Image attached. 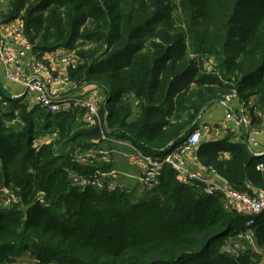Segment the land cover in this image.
I'll return each mask as SVG.
<instances>
[{
  "label": "trees",
  "instance_id": "16d2710c",
  "mask_svg": "<svg viewBox=\"0 0 264 264\" xmlns=\"http://www.w3.org/2000/svg\"><path fill=\"white\" fill-rule=\"evenodd\" d=\"M14 20L38 58L74 51L67 80L103 98L99 125L84 123L83 110L29 109L0 90V108L11 107L0 110V200L3 190L12 196L0 201V264L27 256L37 264H260L264 211L252 226L261 252L245 243L232 253L224 247L247 216L224 209L220 193L181 182L169 165L142 191L79 190L69 171L111 169L74 160L105 145L101 133L162 157L232 90L253 124L264 125V0H9L0 22ZM202 55L215 56V66L206 69ZM45 132L54 139L34 146ZM196 155L238 191L264 184L255 169L264 156L240 142H202Z\"/></svg>",
  "mask_w": 264,
  "mask_h": 264
},
{
  "label": "built area",
  "instance_id": "2783aa9c",
  "mask_svg": "<svg viewBox=\"0 0 264 264\" xmlns=\"http://www.w3.org/2000/svg\"><path fill=\"white\" fill-rule=\"evenodd\" d=\"M15 37L21 42V46L10 48L0 36V66L2 75L8 82L22 88L21 93H16L13 97L22 98V102H25L29 109L38 106L40 109L52 114L74 109L83 110L82 121L84 123H98L101 125L98 108L94 100L87 96H78L74 94L58 97L53 92L55 77L49 65L33 53L27 56V52L32 51V44L22 31V23L21 27L16 30ZM49 58L50 61H58L67 67L69 64H75L77 62L74 51H62L61 53L55 51L49 53ZM203 62L208 70L215 66L212 57H204ZM66 76L64 82L70 84ZM231 96H236V93H228L226 97L228 98ZM242 110L246 111L247 109L243 107ZM228 117H230V115H228ZM236 123L243 125L246 129L252 127V121L246 114H244L241 119L236 118ZM209 128L213 131H217L221 130L223 126L199 124L185 136V139L180 145L173 149H169L162 157L145 155L130 141H126L127 147L129 148L127 158L131 163H135L138 160L141 161V170L138 179L146 189L155 187L159 184L161 170L164 166L169 165L176 172L181 182L188 184L197 192L206 194L220 193L224 209L243 213L248 218L245 223V229L236 234L234 238H248L254 241L255 235L252 226L255 224L256 216L264 211V184L260 187L249 185V191H238L218 178L213 168H207L208 175L211 176L208 177L207 175L199 174L190 169L187 165V153L199 145L204 130ZM258 134H264V125L260 130H254L246 137L245 141L248 148L251 145L258 144ZM101 139L103 141H112L113 138L107 136L105 133H101ZM252 154L259 156L261 153L254 152ZM74 160H77L76 162L80 164L86 165L98 160H102L104 163L109 164L111 162V157L109 156L108 149L90 148L84 153H77L74 156ZM255 169L263 172L264 164L259 162L256 164ZM119 175V171L114 168L106 171H98L92 176L85 175L82 177L78 176L74 171H69V178L74 183L78 184L80 189L89 185L108 191L123 189L124 187H122L119 182ZM3 192V194L8 193L4 201L6 205L7 202H9V197L12 199V196L7 190H3ZM224 248L232 253H236L241 247L227 244ZM260 264H264V253L261 254Z\"/></svg>",
  "mask_w": 264,
  "mask_h": 264
},
{
  "label": "crops",
  "instance_id": "0c3cea01",
  "mask_svg": "<svg viewBox=\"0 0 264 264\" xmlns=\"http://www.w3.org/2000/svg\"><path fill=\"white\" fill-rule=\"evenodd\" d=\"M20 27H21V22L18 20H14L12 22L5 24H2L0 22V36L3 40H5V42L10 48L21 46V42L15 37V32ZM56 52L61 53L62 50L59 49ZM31 53L32 51H28L27 56L31 55ZM41 59L44 60L49 65L55 77L53 92L58 97H63L68 94H74L78 96L85 95L96 102L97 97L94 96L97 93H99L97 92L98 89L87 87L82 90L76 91L71 83L66 84L64 82L65 76L67 75V66L59 63L58 61H50L48 53L44 54L41 57ZM0 77L4 78L2 75L1 66H0ZM8 84L15 86V90H16L17 86L15 84L10 82ZM19 87L20 86H18L17 88L19 89ZM12 92L16 93V91H12ZM226 96L227 95H225L222 99H219L220 101L209 104L208 108L205 109L204 113L201 115L199 120L200 122L199 124L201 125H213V124L222 125L223 128L217 131H213L210 128L205 129L200 143L207 141H218L227 138L229 142H234V143L240 142L244 144L246 137L251 132H253L254 130H260L261 127L263 126V125H255L252 122L251 124L252 127L246 129L243 127V125L237 124L236 118L241 119L244 116V114H246L251 119V115L247 110L246 111L242 110L243 107L244 108L246 107L241 105L242 103L237 96H231L228 98ZM101 97L103 98V96ZM228 115H230V117H228ZM54 135L55 134H53V136ZM48 136L47 135L46 136L43 135V137L38 136L35 139L37 141L34 140V146H40L46 143V140H49L47 139ZM111 138H113L112 141H105L106 142L105 145L102 144V147L99 148L108 149L109 156L111 157V162L109 164L111 165V169L114 168L115 170L119 171L120 173L119 182L121 183L122 187L131 190L141 185L142 188L143 185L138 179L141 170V161L138 160L135 163H131L128 160L127 153L129 152V148L127 147V142H126L127 140H123L115 137H111ZM257 140H258V144L251 145L249 147L250 148L249 150L252 153L254 152L261 153L259 157L264 156V134H258ZM197 147L187 153L186 155L187 165L189 166L190 169L198 172L199 174L207 175L208 177H211L210 175H208L209 174L207 170L208 167L203 166L197 158L196 155ZM91 148H97V147L94 146ZM222 158L228 159L229 154L227 152H223ZM124 162H126V164L130 167L128 170H120L121 167H124L122 166ZM94 163H104V162L102 160L100 161L98 160L91 164ZM219 177L220 176L218 175V178Z\"/></svg>",
  "mask_w": 264,
  "mask_h": 264
},
{
  "label": "rangeland",
  "instance_id": "374dc122",
  "mask_svg": "<svg viewBox=\"0 0 264 264\" xmlns=\"http://www.w3.org/2000/svg\"><path fill=\"white\" fill-rule=\"evenodd\" d=\"M8 2H9V0H0V11H6V9H7V4H8ZM203 56L204 55H202L201 57H200V59L202 58L203 59ZM210 58L212 57V58H214L215 59V56H209ZM216 60V59H215ZM0 79H1V81H2V84H3V86H4V89H5V91L8 93V94H10L11 96H13V95H15L17 92V94H19V93H21V91H22V88L21 87H19V89L16 87V90H15V86H12V85H9L8 83L9 82H7V80H5L4 78H1L0 77ZM95 89H97V88H95ZM12 91H16V93H14V92H12ZM97 92H99V93H97L94 97H97V99H96V105H97V108H98V102H97V100L99 99V102H100V100L102 99V92L98 89V91ZM229 93H236L235 92V90H232V91H230ZM228 93H226L225 95H227ZM251 102H252V100H251ZM250 102V103H251ZM8 106H9V104H5V105H2L1 106V108H0V110L3 112H5V111H7V110H9L10 108H8ZM16 110H20V108L18 109V108H16ZM257 113H259V111H257ZM134 114H135V112H133V115H132V117L134 116ZM53 127V124H51L50 125V128H52ZM49 130V129H48ZM51 134V135H50ZM53 134L54 133H50V132H45V134H41V135H39L40 137H43V135H49L48 137H47V139H49V140H46V143L45 144H47V143H50L53 139H54V137H55V135L53 136ZM39 137V138H40ZM35 141H37V140H35ZM36 143V142H35ZM34 145V144H33ZM78 151H81V150H78ZM86 150H84V151H81L82 153H84ZM77 153H80V152H77ZM77 161V160H76ZM77 163V162H76ZM122 166H124V167H121L120 168V170H128L130 167L126 164V162H124V164L122 165ZM75 172V171H74ZM78 176H83L82 174H79L78 172H75ZM130 184V183H129ZM70 185H72L73 187H76V188H78L79 190H82V189H80L79 188V185L78 184H76V183H74L71 179H70ZM136 189L138 190L139 189V191H142V190H144V189H146V188H141V185H139L138 187H136ZM6 195H8V193H6ZM1 200L0 201H2V204H4L5 205V202H3V200L5 199L6 200V198H5V196H1ZM242 232V231H241ZM245 243H249V244H251L253 247H255L256 249V251L258 250L259 252H261V250H259L255 245H254V241L253 240H250V239H248V238H239V239H235L234 237H232V238H230L229 240H228V244H230V245H238L239 247H243V245L245 244ZM19 262L21 263V264H37V261L34 259V258H30V257H22V258H20L19 259Z\"/></svg>",
  "mask_w": 264,
  "mask_h": 264
},
{
  "label": "water",
  "instance_id": "95a60500",
  "mask_svg": "<svg viewBox=\"0 0 264 264\" xmlns=\"http://www.w3.org/2000/svg\"><path fill=\"white\" fill-rule=\"evenodd\" d=\"M0 90H1V92L5 95V97H7V98H9V99H16V97L11 96L10 94H8V93L5 91L1 79H0ZM217 101H220V100L215 99L213 102H217ZM209 104H210V102L208 103V105H209ZM208 105H206V106L203 108V110H202V112L200 113V115L203 113V111L206 109V107H207ZM200 115H199V117H200ZM199 117H198V118H199ZM190 128H191V127H190ZM190 128H189V129H190ZM181 136H182V135H181ZM181 136H179L176 140H178ZM176 140H175V141H176ZM245 140H246V139H245ZM175 141H174V142H175ZM172 144H173V142L170 143L169 145L171 146ZM244 145H245V147L247 148L249 154L253 155L252 152L249 150L248 146L246 145V141H245ZM219 178H220L223 182L227 183V181H226L225 179H223L222 177H219Z\"/></svg>",
  "mask_w": 264,
  "mask_h": 264
}]
</instances>
